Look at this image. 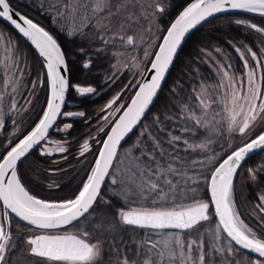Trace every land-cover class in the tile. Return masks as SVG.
Segmentation results:
<instances>
[{"label":"snow or ice","instance_id":"6c2138e0","mask_svg":"<svg viewBox=\"0 0 264 264\" xmlns=\"http://www.w3.org/2000/svg\"><path fill=\"white\" fill-rule=\"evenodd\" d=\"M127 3L128 0H121L117 11ZM90 4L93 16L106 8L112 15V0H84V3L68 0L64 9L75 18L77 13H87ZM155 9L164 12L159 3ZM228 11L264 16V0H191L161 36L156 37L158 43L147 41L143 53L147 67L133 65L141 77L136 84L130 82L136 89L134 95L125 105L117 103L122 95L117 93L102 109L105 113L100 118L103 123L97 131L103 133L104 139L97 141L100 147L82 186L72 198L48 200L29 192L21 182L18 164L42 141H47L49 130L59 117H83L85 113L62 111L70 84L65 54L57 39L44 27L15 11L10 0H0V18L14 26L37 50L49 86V97L38 123L18 142L8 141L4 153L0 154V264H10L9 253L15 246L12 214L32 228L33 234L24 243L28 246V257L37 258L35 264H104L105 251L107 264H206V257L211 264L214 255H234L240 249L257 254L256 258L245 254L239 261L232 260L229 264H264V193L257 195L258 203L253 215L260 219L261 226L254 230L241 218L234 187L237 170L249 153L264 149V130L223 158L216 153L208 155L212 151V137L225 132L219 125H226L228 134L237 133L241 137L254 130L258 123L264 127V48L253 51L251 47L245 50L237 47L235 51L242 61L241 73L232 71L231 64L226 66L217 62L218 82L215 85L201 83L198 89L192 90L195 106L182 102L180 113L183 116L177 115L185 121L181 130L194 135L196 130L204 129L207 132L204 140L193 143L173 134L164 123L172 119L169 116H152L155 132L143 122L186 35L210 17ZM82 19L87 21L88 16L84 15ZM101 19L103 17L96 20V27L102 32H110L109 25L102 24ZM234 22L247 24L264 35V27L244 20ZM99 38L106 45L114 44L117 39L128 46L136 47L138 44L133 35L125 37L114 33ZM5 39L0 33V41ZM9 45L10 37L3 45L6 54L5 90L11 86L12 92H17L19 80L16 69L20 68L21 61L17 56L18 49ZM20 75H23L22 69ZM43 83L38 77L32 86L35 88ZM75 90L82 96L96 91L92 87L80 86H75ZM3 99V92H0V130L5 123ZM26 104H31V99L26 100ZM16 106L17 101L13 98L11 108L15 110ZM105 124L109 126L107 130ZM71 127V124L64 125L65 129ZM134 130L139 132V136L132 145L123 149L121 157L122 142ZM162 136L167 137V148ZM180 143L184 145L182 151L205 155L188 160L177 150ZM221 149L224 151L223 146ZM57 150L64 153L67 148L57 142ZM88 150L89 144L85 142L80 154L84 155ZM116 172L119 176L114 174ZM248 172L255 180L256 170L249 168ZM106 178L111 185L117 186L113 191L121 199L122 206L111 209L114 211L112 216L108 213L95 215L98 199L104 204L111 203L101 195ZM201 180L209 192L207 201L199 195ZM210 208L218 222L202 234L200 228L212 218ZM136 229L150 230L160 239L152 240L149 233H146L147 239L135 235L125 239L127 232ZM169 229L176 231H165ZM193 233L195 237L191 238ZM208 233H211V243L208 245L210 251L206 253L204 235ZM233 244L239 247L234 248ZM27 264L32 262L29 260Z\"/></svg>","mask_w":264,"mask_h":264},{"label":"flooded vegetation","instance_id":"af4514ba","mask_svg":"<svg viewBox=\"0 0 264 264\" xmlns=\"http://www.w3.org/2000/svg\"><path fill=\"white\" fill-rule=\"evenodd\" d=\"M232 14V18L236 20H244L248 23L264 27L259 24L260 20L258 18L254 20L248 18L252 17L249 13ZM97 19V17L89 19L87 25L82 26L79 24L77 27H72L68 25L69 23L67 26H58L54 19L52 24L55 26H52L49 30L46 29L57 39L67 62L70 87L62 111L84 112L85 115L83 117H59L53 130L47 137V141H43L35 151L18 165L21 182L24 183L31 194L41 199L59 200L72 198L82 186L87 171L93 166L96 159L100 147L97 141L104 139L103 133L97 131L100 124L103 123L100 119L105 114L102 112V109L117 93H122L117 103L126 105L130 101L136 90L130 85V82L136 84L141 79L137 75L138 69L133 67V65L140 64L142 67H147V62L144 61L143 55L147 41L153 40L154 43H158L159 41L156 40V37L161 36L165 30V10L153 22V26L155 25L156 28L153 27L152 36L150 34L149 17L143 19L141 22L138 20L132 21L130 29L128 28L127 32L119 34L116 33V28L110 26V32H102L96 27ZM236 20L227 18L223 19L222 22L229 23ZM238 25L241 26V31L243 30L246 35L244 37L246 42L239 46L241 50L251 47L253 51H258L260 48H264V35L249 28L247 24ZM74 29H79V31H74ZM0 33L6 37L4 30L1 28ZM114 33L124 35L125 37L127 35L135 36L138 41L137 46L125 45L119 39L115 40L114 44L110 43L106 45L99 38L101 35L109 36ZM194 39L196 42H199L201 37L197 34ZM4 41H0V92H3L5 97L6 70L4 62L6 54L3 48ZM8 55H11V53ZM196 61L198 62V60ZM224 64L227 66L228 61ZM241 69L239 70V74L241 73ZM194 70V75H196L199 71L197 65H195ZM20 76V71H17L16 78L19 81ZM75 86L92 87L96 91L93 94L82 96L76 92ZM30 95H32V103L34 101V91H31V89L25 92L18 90L17 92L9 93L11 99L7 101L9 103L7 106H5L6 102L3 99L2 109L5 123L4 128L0 131L5 145H7L8 141H12L13 144L18 142L22 135L21 128L29 125L28 121H31L36 114V108L31 110L32 104H26V100L29 99L28 96ZM13 98L17 101L15 110L11 108ZM24 105H26V109L28 107L31 108L25 112H19ZM29 110L30 114L28 113ZM66 124H71L72 127L65 129L64 125ZM104 127L107 130L109 126L105 124ZM232 136L234 141L240 139L238 137H241L237 133H233ZM57 142L65 146L67 151L60 153L57 150ZM85 142L89 144V150L84 155H81L80 153L83 151ZM42 153L51 154L45 156ZM28 157L29 159H27ZM259 175L261 178H264V176H261L264 173ZM15 219L12 215L11 230L14 244L19 239H22V246L27 251L28 248L26 247L28 246L24 241L29 235L33 234L32 228L29 226L24 229L21 228L16 224ZM260 226L259 224L258 227L260 228Z\"/></svg>","mask_w":264,"mask_h":264},{"label":"trees","instance_id":"16d2710c","mask_svg":"<svg viewBox=\"0 0 264 264\" xmlns=\"http://www.w3.org/2000/svg\"><path fill=\"white\" fill-rule=\"evenodd\" d=\"M191 0H165V30L170 26V23L173 22V19L179 14V12L183 9V7L187 6ZM10 3L16 10L21 12L22 14L26 15L40 26L44 27L45 29L49 30L52 26L54 18L52 16L51 11L47 3L43 2V0H10ZM237 13H248V12H237ZM252 17H248L251 20L258 18L260 20L259 24L264 26V16L256 13H249ZM233 14H225L219 17H216L200 28L195 31L187 42L185 43L183 49L181 50L177 60H175V64L172 68V71L167 79V82L157 99L155 105L147 114L144 119V123L149 125L150 130L156 131L155 128L152 127L153 115H161V117L169 116L172 117L171 120H165V125L172 131L175 135H180L184 139H188L190 142L199 143L200 141L204 140L206 137V130L199 129L196 130L195 134H190L188 132H184L181 129L185 126V121L182 118H177L178 113H180V109L182 107V102H187L190 106H195L196 101L193 93V89H198L201 83H205L208 85H215L219 77L217 76L218 71V63H225L228 61V64L232 65V71L236 74H239V70L241 69L242 63L239 58L238 53L235 51L237 47L241 44L245 43L244 37L246 36L241 31V26L236 24L233 21L229 23L222 22L223 19H233ZM0 28L4 30L5 35L12 40L15 44V48L18 49L17 56L20 59V68L16 69L17 71L23 70V75L20 76V81L18 85V90L21 92H25L27 90L34 91V101L32 104V109L36 108V114L32 118L31 121H28L29 125L23 126L21 128L22 135L19 139L23 138L39 121L43 110L46 105L47 95H48V86H47V79L45 76V71L40 58L34 52V50L8 25H6L0 19ZM247 33V32H245ZM199 34L201 37L199 42H196L194 39L195 35ZM217 49L219 51H217ZM209 53L211 55H209ZM198 60V62L196 61ZM196 62V63H195ZM7 63L11 68V61L8 60ZM195 65L199 71L196 75L195 72ZM41 78L44 83L42 85H37V87L33 88V82L37 81V79ZM5 97L4 100L7 106L9 103L7 102L11 99L9 93L12 92L11 86H8L5 90ZM29 99H32V95L28 96ZM32 101V100H31ZM31 107H28L31 108ZM26 105H24L19 112H25ZM30 114V110L28 112ZM199 114V113H198ZM32 115V113H31ZM181 117L183 113H180ZM18 116V115H17ZM211 116V111L209 112V117ZM24 118H26L24 116ZM219 120V117H217ZM188 124H191V121H187ZM220 127L224 128L225 132L223 135L213 136V142L211 144V152L208 155L213 153L219 154L222 158L232 149L237 146H240L243 142L237 139L234 141L232 134H228L226 132V125H219ZM264 127L262 128V130ZM261 130V131H262ZM260 131L255 132L251 135L250 138H255ZM139 136V132L136 130L123 144L121 148V157L123 156V149H127ZM162 139L165 140V147L167 148V137L162 136ZM4 139L1 136L0 131V154H3L5 151V143ZM231 145V148H229ZM221 146H223L224 151H222ZM184 148L183 143L178 145L179 154L185 157L188 160L191 159H200L205 154L204 153H197V152H185L182 151ZM171 150V149H169ZM29 159V157L27 158ZM26 159V160H27ZM119 165H117V168ZM252 168L256 170V179L253 180L250 178L248 169ZM207 169H205V172ZM264 173V151L260 154H257L250 158L244 166L239 170L238 174L235 177V181L240 180V178H244V195L245 199L250 204H256L258 202L257 195L264 193V178L260 177L259 174ZM115 175L119 176V172L114 173ZM264 176V175H261ZM196 186V185H194ZM199 195L204 200H209V194L207 190V186L201 180L199 185ZM117 188V186L111 185L110 180L108 179L105 183L103 190L101 192L102 197L105 200L110 201V204H104L101 200L98 199L97 204L95 205V215H99L100 213H108L109 216L114 215V211L111 209H115L117 207L122 206V201L119 199L113 189ZM118 190V189H117ZM210 213L212 214V209H210ZM243 219H245L250 225L256 226L255 221L250 216L242 214ZM15 222L21 228H26L27 225L22 224L18 220L15 219ZM216 218L212 215L211 221L204 222L203 227L200 228V232L202 234L205 233V230L211 227H214L216 223ZM146 233H149L152 240H156L158 238V234L152 233L150 230L144 229H136L134 232L129 231L125 234V239L128 236H138L141 239H147ZM195 237V233L192 234L191 238ZM189 237H186V239ZM19 239L18 242L15 244V247L12 252L9 253V260L10 264H27L30 260L32 264H35L37 258L35 257H28V252L22 246L23 243ZM205 241V252H209L210 249L208 245L211 243V233L204 235ZM130 247H134V245H130ZM234 248H236L233 245ZM246 253L239 251L236 252L234 255H225L224 257L219 255H214L212 257L211 264H229L230 261L236 260L239 261L243 255ZM247 255V254H246ZM131 257V253H129ZM249 258H255L251 255H247ZM108 254L105 251L104 253V264H107ZM206 264H208V258L206 257Z\"/></svg>","mask_w":264,"mask_h":264},{"label":"rangeland","instance_id":"374dc122","mask_svg":"<svg viewBox=\"0 0 264 264\" xmlns=\"http://www.w3.org/2000/svg\"><path fill=\"white\" fill-rule=\"evenodd\" d=\"M45 4L47 3L49 10L52 13L53 18L55 19V22L58 26H67L70 25L72 27L79 26V24L87 25L89 22V19L92 18H100V22L103 21L102 24H108L112 28H116V33H124L127 32L128 28L130 29V24L132 21L138 20L141 22L143 19L149 17L150 22V34L152 36V30L153 27L156 28V26H153V22L157 20V17L162 15L161 12L156 11L155 5L157 3L161 4L165 10V0H128L126 7H120L119 11H117V5L121 3V0H112V7L111 12L112 15H109V10L106 8L103 12L98 13L97 16H93L91 12V4L89 6V10L87 13H77L76 17L73 18L69 15L68 11L64 9V5L68 3V0H43ZM81 3H84V0H81ZM63 13V15H61ZM84 15L88 16V20L84 21L82 17ZM68 21V22H67ZM158 28V27H157ZM158 30V29H157ZM4 44L7 43V36L5 37ZM14 46V43L11 40V45L9 47ZM263 127H261L258 123V125L255 127L254 130H250L244 137H238L239 140L243 143L250 139L251 135L255 132L261 131ZM234 187H235V200L237 208L240 211L241 218L243 219L242 214H245L247 216H250L254 219L256 226L250 225L245 219V223H247L250 227H252L254 230L259 229L258 225H261L260 219L257 218L256 215H253V210L255 208L254 204H250L246 199L244 195V178H240V180L235 181L234 180ZM210 215H212L210 213ZM262 218H264V214H262ZM160 236L156 240H159ZM28 248V247H26Z\"/></svg>","mask_w":264,"mask_h":264},{"label":"water","instance_id":"95a60500","mask_svg":"<svg viewBox=\"0 0 264 264\" xmlns=\"http://www.w3.org/2000/svg\"><path fill=\"white\" fill-rule=\"evenodd\" d=\"M13 7V9L15 10V11H18V10H16L15 8H14V6H12ZM183 10V9H182ZM181 10V11H182ZM19 12V11H18ZM237 12H243V11H228V12H223V13H219V14H216V15H214L213 17H210L208 20H206L205 22H202L200 25H198L195 29H193V30H191L187 35H186V37H185V40H184V42L182 43V46H181V49L179 50V52H178V55H177V57L175 58V60H177V58H178V56H179V54H180V52H181V50L183 49V47H184V45H185V43L187 42V39H189V37L195 32V31H197L198 30V28H200L202 25H204L205 23H207L208 21H210V20H212V19H214V18H216V17H219V16H222V15H225V14H230V13H237ZM21 13V12H20ZM22 14V13H21ZM257 14V13H256ZM178 16V15H177ZM176 16V17H177ZM175 17V18H176ZM14 18H16V17H14ZM29 18V17H28ZM6 25H8L10 28H12L33 50H34V52L37 54V56L40 58V61H41V63H42V65H43V62H42V58L38 55V52H37V50L34 48V46L30 43V41H28L27 40V38H25V37H23V35L22 34H20L15 28H14V26H12L8 21H6V20H4L3 18H0ZM175 19H173V21H174ZM35 22V21H34ZM36 23V22H35ZM175 60H174V62H173V64H172V66H170V69H169V72L167 73V75H166V78H165V80L162 82V85H161V89L158 91V94H157V97H155L154 98V102H153V105L150 107V111H151V109L153 108V106L155 105V103H156V101H157V99L159 98V96H160V94H161V92H162V90H163V88H164V86H165V84H166V82H167V79H168V77H169V75H170V73H171V71H172V68H173V66H174V64H175ZM42 68H44V65H43V67ZM44 71H45V68H44ZM66 75H67V78L69 79V75H68V68H67V73H66ZM47 79V78H46ZM47 86H48V82H47ZM68 91H69V89H68ZM68 91H67V93H66V98H65V102H66V99H67V96H68ZM48 97H49V86H48ZM48 99V98H47ZM63 108H64V106H63ZM63 108H62V110H63ZM146 116H147V114H146ZM59 119V118H58ZM58 119H57V121H58ZM57 121L54 123V125H53V127L49 130V133H48V136H49V134L51 133V131L53 130V128H54V126H55V124L57 123ZM136 130H134L133 131V133L135 132ZM133 133H131L127 138H126V140L133 134ZM47 136V137H48ZM126 140H125V142H126ZM125 142H122V146H123V144L125 143ZM43 143V141L41 142V144ZM40 144V145H41ZM40 145H38V146H36L33 150H31V152L27 155V156H29L33 151H35ZM264 149H256V150H254L252 153H249V155H248V157H246V159L242 162V164H241V167L244 165V163L245 162H247L250 158H252L253 156H255V155H257V154H259V153H261L262 151H263ZM42 155H49V154H42ZM26 156V157H27ZM25 157V158H26ZM25 158H23L22 159V161L25 159ZM21 161V162H22ZM21 162H19V164L21 163ZM18 164V165H19ZM241 167L237 170V174H238V172H239V170L241 169ZM236 174V175H237ZM236 177V176H235ZM107 178H106V180H105V182H104V185H105V183L107 182ZM235 180V179H234ZM104 185L102 186V189H101V192H102V190H103V187H104ZM208 194H209V192H208ZM211 209V208H210ZM210 209H209V212H210ZM13 215V217H15L14 216V214H12ZM215 216V215H214ZM18 221H20L17 217H15ZM216 218V221L218 222V218L217 217H215ZM21 223H23V224H25V225H27V223L26 222H23V221H20ZM27 226H29V225H27ZM29 227H31V226H29ZM165 231H176V230H172V229H169V230H165ZM234 245V244H233ZM236 248H238L239 246H236V245H234ZM240 251H242V252H244V253H246L247 255L249 254V255H251V256H253V257H255L256 258V255L257 254H255V253H251L250 251H248V250H244V249H240Z\"/></svg>","mask_w":264,"mask_h":264}]
</instances>
